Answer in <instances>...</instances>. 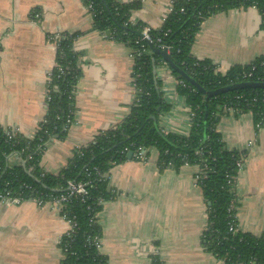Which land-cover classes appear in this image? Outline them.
I'll return each instance as SVG.
<instances>
[{"label": "crops", "instance_id": "1", "mask_svg": "<svg viewBox=\"0 0 264 264\" xmlns=\"http://www.w3.org/2000/svg\"><path fill=\"white\" fill-rule=\"evenodd\" d=\"M139 2L132 22L157 29L173 0ZM255 8L216 13L200 25L191 49L193 58L209 60L225 74L264 57V30ZM79 33L73 43L81 77L75 87L74 119L63 140L46 144L40 167L57 175L76 149L96 135L113 130L135 101L127 44L113 41L92 28L81 0H0V126L27 137L45 115L48 72L55 65L51 37ZM155 76L168 110L159 116L165 133L187 135L189 108L177 93V78L159 65ZM224 147L244 153L235 179L236 229L264 237V124L257 128L251 113L223 112L216 124ZM157 151L145 159L125 160L108 172L109 198L101 203L97 225L99 253L106 264H222L208 253L202 236L207 205L194 177L198 166L160 171ZM69 231L51 205L33 201L0 205V264H60V241Z\"/></svg>", "mask_w": 264, "mask_h": 264}, {"label": "trees", "instance_id": "2", "mask_svg": "<svg viewBox=\"0 0 264 264\" xmlns=\"http://www.w3.org/2000/svg\"><path fill=\"white\" fill-rule=\"evenodd\" d=\"M92 18L93 30L107 38L139 48L140 22H130L131 13L139 10V2L119 4L114 0H81ZM255 8L261 16L260 28L264 30V0H173L169 13L157 29L150 28L152 42H142L140 54L135 57L131 77L134 78L135 101L129 114L118 127L96 135L87 146L76 149L67 165L57 174L49 175L40 167V158L46 144L63 140L68 130V120L74 119V90L81 77L78 54L73 50L79 33H61L56 47L55 66L47 82L49 100L45 115L33 136L13 134L0 126V196L48 200L67 193V182L90 181L88 196L75 197L62 210L75 226L60 241V264H106L96 249L100 238L97 215L101 203L109 198L107 178L96 180L95 170L108 176L115 164L126 160L129 152L141 149L157 151L160 171L178 169L184 165L199 168L196 181L207 205V227L202 240L205 250L223 264H264V237L242 233L236 228V197L230 178H237V161L243 152L225 149L216 124L224 106L235 114L251 113L255 124L264 110V90L238 89L243 82H257L264 77V57L249 66H236L225 74L218 72L209 60L193 58L191 49L202 22L210 16L235 9ZM160 39V43L156 40ZM161 45L171 47L167 60ZM145 52V53H143ZM175 65L187 74L200 90L186 82L170 68ZM164 65L180 81L177 86L190 112V130L185 136L165 133L159 126V116L168 110L160 91L161 83L155 68ZM255 67L253 76L243 79L242 73ZM259 83V82H257ZM126 150V151H125ZM18 157L21 162L13 161ZM101 202V203H100ZM233 206L234 209L230 210ZM152 264H161L157 257Z\"/></svg>", "mask_w": 264, "mask_h": 264}, {"label": "built area", "instance_id": "3", "mask_svg": "<svg viewBox=\"0 0 264 264\" xmlns=\"http://www.w3.org/2000/svg\"><path fill=\"white\" fill-rule=\"evenodd\" d=\"M130 22H132L131 19H130ZM132 23H134V22H132ZM59 36H60V34H55V35H53L51 37V42L55 45V47H57V41H58ZM142 42H147V43H151L152 42V37L150 35V28H148V27H145V28L142 29L141 38H140V40H137L135 42V44L139 45L140 46L139 48L141 49V48H143V45H141ZM156 42L160 43V39L158 38L156 40ZM139 48H134V49L130 48L131 49L130 58L132 60L131 74L133 72V68H134V65H135V57L140 54ZM160 49L162 51H164L166 53V55H168L171 52V47L168 46V45H161ZM143 53H145V52H143ZM254 71H255V67H251L249 71L242 73L241 77L243 79H249V78H251L253 76V72ZM47 76H48L47 77L48 78L47 82H49V80H50V78L52 76V69H51L50 72H48ZM257 82L264 83V77H262L261 81L258 80ZM132 84H133V87L135 88L134 78H132ZM183 85H184L183 82L177 79V86H183ZM49 92H50V90L46 89V97H45V106H46V108H47V101L49 100V98H48V93ZM135 94H136V90H135ZM74 96H75V90H74ZM262 102H264V98H262ZM223 109H224L225 112H232V113L235 112L234 109L229 108L227 106H224ZM45 112H46V110H45ZM189 117H191L190 116V112H189ZM69 121L70 120H68V127H70L71 124H72ZM263 124H264V110L262 111V113L260 115V120L257 123L256 127L259 129V128H261L263 126ZM11 132H13V134L18 133L17 131H11ZM134 158L137 161L144 160L145 159V151H143L141 149H138L134 153ZM244 158H245V156H242L236 163L239 171H241V169H242ZM13 161H15L16 163H20L21 162V160L18 157H14ZM94 174L96 175V180H98V181H103L105 178H107V176L105 174L100 173L98 170H95ZM198 174H199V171L194 177L195 181H197L200 178V176ZM230 181H232L231 187L234 189L235 188V179L234 178H230ZM90 185H91L90 181H78V182L69 181V182H67V191L68 192L65 193V194H61V195H58L56 197H51V198H49L48 200H45V201L40 200V199H30V200H27V201H33L38 206H44V205H47V204L51 205L55 210H57L59 212L61 218L63 220H65V221H67V223L69 225V231L67 232L66 235H69L73 231V228H74L75 224L72 221L67 219V217H66L67 215L66 214H62V210H64L66 205H68L73 198L79 197V198L83 199L86 196H88V187ZM21 202H23V201H21L20 198H18V197H10L9 198V197L0 196V205L3 204V205H6V206H9V205H13V204H19ZM231 209H234L233 206L230 207V210ZM235 230H236V228L233 227L232 225L229 227V232L233 233V232H235ZM95 246H96V249L99 251V248H100L99 240L95 241Z\"/></svg>", "mask_w": 264, "mask_h": 264}, {"label": "water", "instance_id": "4", "mask_svg": "<svg viewBox=\"0 0 264 264\" xmlns=\"http://www.w3.org/2000/svg\"><path fill=\"white\" fill-rule=\"evenodd\" d=\"M108 35V33H106ZM163 57L167 60V55L163 54ZM170 68L178 73L186 82H188L190 85L194 86L198 90H200L199 85H197L187 74H185L183 71H181L179 68H177L175 65L170 64ZM238 89H261L264 90V83H257V82H243L236 86ZM132 158V152H129L126 156V160H131Z\"/></svg>", "mask_w": 264, "mask_h": 264}, {"label": "rangeland", "instance_id": "5", "mask_svg": "<svg viewBox=\"0 0 264 264\" xmlns=\"http://www.w3.org/2000/svg\"><path fill=\"white\" fill-rule=\"evenodd\" d=\"M170 7H171V5H170ZM169 11H170V8H169ZM168 13H169V12H168ZM168 13H167V14H168ZM165 17H166V16H165ZM164 19H165V18H164ZM164 19H163V21H164ZM163 21H162V22H163ZM161 24H162V23H161Z\"/></svg>", "mask_w": 264, "mask_h": 264}]
</instances>
